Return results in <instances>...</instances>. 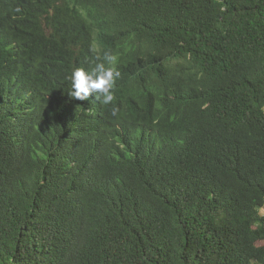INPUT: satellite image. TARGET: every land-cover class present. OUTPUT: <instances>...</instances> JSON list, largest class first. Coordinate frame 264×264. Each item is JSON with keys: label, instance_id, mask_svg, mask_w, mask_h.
<instances>
[{"label": "trees", "instance_id": "16d2710c", "mask_svg": "<svg viewBox=\"0 0 264 264\" xmlns=\"http://www.w3.org/2000/svg\"><path fill=\"white\" fill-rule=\"evenodd\" d=\"M263 208L264 0H0V264H264Z\"/></svg>", "mask_w": 264, "mask_h": 264}, {"label": "clouds", "instance_id": "9594fccd", "mask_svg": "<svg viewBox=\"0 0 264 264\" xmlns=\"http://www.w3.org/2000/svg\"><path fill=\"white\" fill-rule=\"evenodd\" d=\"M117 57L109 52L103 60L97 57V62L91 71L75 68L69 76L71 82L70 96L77 100H87L90 95L104 105L112 104L115 100L114 88L121 72L115 68ZM119 109L113 107L111 114L116 116Z\"/></svg>", "mask_w": 264, "mask_h": 264}, {"label": "rangeland", "instance_id": "374dc122", "mask_svg": "<svg viewBox=\"0 0 264 264\" xmlns=\"http://www.w3.org/2000/svg\"><path fill=\"white\" fill-rule=\"evenodd\" d=\"M261 211L264 213V208Z\"/></svg>", "mask_w": 264, "mask_h": 264}]
</instances>
